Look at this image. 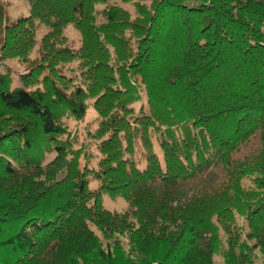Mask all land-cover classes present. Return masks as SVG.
I'll list each match as a JSON object with an SVG mask.
<instances>
[{"label": "trees", "instance_id": "obj_1", "mask_svg": "<svg viewBox=\"0 0 264 264\" xmlns=\"http://www.w3.org/2000/svg\"><path fill=\"white\" fill-rule=\"evenodd\" d=\"M26 1L29 15L10 24L0 2V50L26 57L44 25L30 76L50 73L44 88L27 76L11 88L0 73V264H216L222 251L224 264H254V250L264 255V0H138L134 18L115 0ZM69 24L79 49L62 47ZM74 59L86 88L69 94L53 76ZM140 89L148 112L133 108ZM87 95L106 135L97 189L60 138L61 110L82 118ZM103 193L127 209H107Z\"/></svg>", "mask_w": 264, "mask_h": 264}, {"label": "rangeland", "instance_id": "obj_2", "mask_svg": "<svg viewBox=\"0 0 264 264\" xmlns=\"http://www.w3.org/2000/svg\"><path fill=\"white\" fill-rule=\"evenodd\" d=\"M114 1V0H113ZM4 5L5 14L7 17L8 23L16 21L20 17L29 15V5L26 0H0ZM115 2L125 8L134 18L137 15V2L138 0H115ZM147 4L150 3V0L145 1ZM105 5L100 4L97 7V10L100 11ZM100 19L101 17L98 16ZM48 32V28L44 25H38L36 28L35 35V46L29 52L26 57L19 56H5L0 50V73H10L12 77L11 88L23 87L26 85L25 76L32 82L28 84L32 88L36 87H45V83H42V78L44 74L50 73V70L45 68L43 74L38 78H31L32 69L40 65V44L43 36ZM64 43L62 47H69L71 49H79L82 44V36L79 30L74 24H69L64 29ZM80 62L78 59L72 61L59 63L57 66V75L52 76L57 79V83L69 94L72 93L76 86H81L86 88V84L83 82L82 72L80 68ZM59 77V79H58ZM139 95V96H138ZM135 100L133 102V108L136 113L141 111V108L148 112V102L147 96L143 89L136 91ZM96 98L91 95H87L86 104L87 110L85 115L82 118H77L71 114V112L66 110H61V121L67 127V134L61 136V139L69 140L72 145V150L81 155L80 166L84 168L88 167V177L90 181V187L92 189H97L99 186V181L93 176V171L98 169L99 162L102 159L103 155L100 149L101 142L104 137L99 136L100 125L102 122V117L95 107ZM184 131V130H183ZM181 131V134L184 132ZM158 135H153L154 147L157 153L162 157V150L158 141ZM56 155L55 152H50L47 154V162L54 158ZM69 158L73 156V153L68 154ZM136 161L139 163V166L143 168L146 164L143 147L140 142L136 143V147L133 154ZM245 185L250 184L249 179L244 180ZM103 205L111 210L117 212H123L128 207V202L121 196H110L107 193L102 194ZM237 223L244 228L243 237L246 238L248 231V225L246 218L237 214ZM97 233L100 235V232L95 228ZM223 234V233H222ZM126 240V239H124ZM253 245V242H249ZM254 254V264H263L264 255L259 249L253 251ZM214 261L216 264H224L223 251L214 255Z\"/></svg>", "mask_w": 264, "mask_h": 264}]
</instances>
